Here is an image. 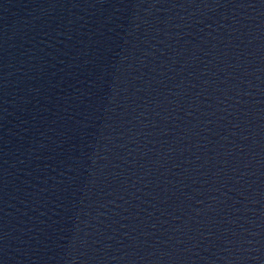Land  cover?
Listing matches in <instances>:
<instances>
[{
	"label": "water",
	"instance_id": "obj_1",
	"mask_svg": "<svg viewBox=\"0 0 264 264\" xmlns=\"http://www.w3.org/2000/svg\"><path fill=\"white\" fill-rule=\"evenodd\" d=\"M0 264H264V0H0Z\"/></svg>",
	"mask_w": 264,
	"mask_h": 264
}]
</instances>
